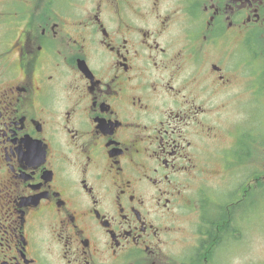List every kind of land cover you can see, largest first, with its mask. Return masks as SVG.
I'll list each match as a JSON object with an SVG mask.
<instances>
[{"label": "flooded vegetation", "instance_id": "1", "mask_svg": "<svg viewBox=\"0 0 264 264\" xmlns=\"http://www.w3.org/2000/svg\"><path fill=\"white\" fill-rule=\"evenodd\" d=\"M260 114L264 0H0V264L250 247L246 193L220 225L192 185L238 183Z\"/></svg>", "mask_w": 264, "mask_h": 264}, {"label": "trees", "instance_id": "2", "mask_svg": "<svg viewBox=\"0 0 264 264\" xmlns=\"http://www.w3.org/2000/svg\"><path fill=\"white\" fill-rule=\"evenodd\" d=\"M253 141H244L238 143L241 144L242 158L240 160L241 165L246 164V172L241 175L235 185H231L225 190H218L211 185L199 184L192 185V192L195 195L196 202L193 200V208L202 207L201 202L204 201V210L206 214L215 216L217 223L222 224L223 215L227 214L226 208H232L235 202H238L243 194L246 193L250 204V212L253 218L261 220L260 211L263 204L260 203L264 200V132L260 129L252 136ZM230 160L235 159L234 154L229 157ZM212 165L216 164V159L211 162ZM239 167V166H238ZM237 167V168H238ZM215 170H219V166L215 167ZM256 176V177H255ZM219 195V196H218ZM251 197V199H250ZM259 209V217L258 211ZM249 212V210H247ZM218 229L221 230L219 225ZM206 248H194V253L191 256L186 255V260L183 259V264H204L207 260Z\"/></svg>", "mask_w": 264, "mask_h": 264}, {"label": "rangeland", "instance_id": "3", "mask_svg": "<svg viewBox=\"0 0 264 264\" xmlns=\"http://www.w3.org/2000/svg\"><path fill=\"white\" fill-rule=\"evenodd\" d=\"M258 46H254L253 50L259 51ZM257 65L259 61L256 62ZM259 122L264 125V115L260 114ZM256 119H253V123ZM264 201V200H261ZM260 201V203H261ZM259 217V209H257ZM260 217L262 216V211H260ZM252 218L251 227V242L250 247L246 248H235L231 247L227 251L221 252L223 249L218 248L215 253V264H264V222L258 221V218ZM244 223V222H243ZM188 255L194 253V248H189ZM183 256H186L184 254ZM218 258V261H217Z\"/></svg>", "mask_w": 264, "mask_h": 264}, {"label": "bare ground", "instance_id": "4", "mask_svg": "<svg viewBox=\"0 0 264 264\" xmlns=\"http://www.w3.org/2000/svg\"><path fill=\"white\" fill-rule=\"evenodd\" d=\"M256 177V176H255Z\"/></svg>", "mask_w": 264, "mask_h": 264}]
</instances>
